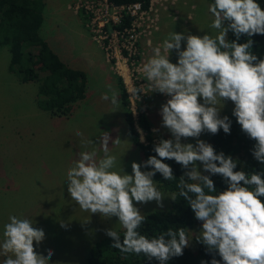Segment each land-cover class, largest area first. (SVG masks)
Instances as JSON below:
<instances>
[{
	"label": "clouds",
	"instance_id": "9594fccd",
	"mask_svg": "<svg viewBox=\"0 0 264 264\" xmlns=\"http://www.w3.org/2000/svg\"><path fill=\"white\" fill-rule=\"evenodd\" d=\"M208 10L214 17L211 27L217 30L214 37L173 31L142 65L150 91L169 97L161 105L160 115L172 139H160L154 145L156 155L144 162L152 170L142 171L136 162L131 165V174L117 168V157L109 153L111 138L104 132L100 138L103 156L97 159L95 151L79 153L66 173L67 191L82 210L118 218L125 229L122 240L117 231L105 229L113 240L112 248L125 254L142 253L149 261L155 258L165 264L189 246L185 228H168L149 239L138 231L146 217L133 201L154 200L162 206L164 193L152 177L159 172L164 180H173L171 166L163 161L174 160L185 171L177 184L179 192L169 197L173 201L177 195L183 197L202 222L198 241L221 258L213 257L211 264H264V201L260 199L264 197V170H235L237 160L217 153L210 143L200 139L195 145L181 142L182 137L198 138L205 131L217 134L222 129L230 134L231 120L219 114L223 103L230 100L241 130L255 141L253 157L264 164V58L252 51L250 38L264 35V9L257 0H214ZM229 32L235 40L229 41ZM241 35L249 39L238 43ZM171 50L177 53L175 63L169 59ZM140 92L144 91L134 87L131 94L138 96ZM118 95L113 91L101 98L118 107ZM197 161L207 175L198 170ZM216 174L227 183L223 191L217 192L210 178ZM2 237L0 256L7 257L3 264H49L52 250L48 249L47 255L35 250L34 242H42L45 233L33 227L32 219L10 216Z\"/></svg>",
	"mask_w": 264,
	"mask_h": 264
},
{
	"label": "rangeland",
	"instance_id": "374dc122",
	"mask_svg": "<svg viewBox=\"0 0 264 264\" xmlns=\"http://www.w3.org/2000/svg\"><path fill=\"white\" fill-rule=\"evenodd\" d=\"M150 1L148 17L139 22L135 43L126 44L128 55L119 52L114 38L103 49L92 39L89 23H83L79 10L74 9L75 0L42 1L38 36L66 65L85 74L84 97L72 104L70 114L65 117L49 116L37 106V83L18 81L8 69L11 55L7 46H0V240L10 216L29 218L33 227L42 228L45 233L43 241L34 242V246L42 255L52 250L49 264H84L88 249L107 237L105 229L123 228L115 216L105 218L82 210L67 191L66 173L79 153L95 151L97 159L103 156L100 138L104 132L111 138L109 153L117 157V168L120 166L131 174V165L136 162L144 171L142 154L132 144L123 119L119 95L116 107L111 100L102 99V94L111 96L113 91L118 92L114 74L121 76L133 117L138 110L143 111L156 139H172L160 115L161 105L169 97L150 91L142 65L152 49L161 46L173 31L185 35L207 33L213 37L217 34L211 27L214 17L208 10V0ZM184 44L182 41V48ZM169 59L177 61L175 50L170 51ZM134 86L144 91L138 93L139 97L131 94ZM233 108L230 100L225 101L220 116ZM138 132L143 141L142 133ZM197 139L206 142L205 132L198 138L182 137L181 142L195 145ZM196 165L205 173L199 161ZM157 187L164 193L162 206L154 200L133 201L142 215L169 207L171 192ZM62 223L66 227H61ZM201 226L198 221L188 228V248L194 249L193 237L200 235ZM6 258L0 256V264Z\"/></svg>",
	"mask_w": 264,
	"mask_h": 264
},
{
	"label": "trees",
	"instance_id": "16d2710c",
	"mask_svg": "<svg viewBox=\"0 0 264 264\" xmlns=\"http://www.w3.org/2000/svg\"><path fill=\"white\" fill-rule=\"evenodd\" d=\"M43 0H0V46H7L11 59L8 62V69L14 72L18 81L24 83L35 81L37 83V106L46 111L49 116H67L71 112L72 104L84 97L85 74L79 69L72 68L60 60L38 36V28L42 21ZM209 4L214 0H208ZM115 5H126L138 2L142 9H146L149 0H110ZM261 8L264 9V0H257ZM82 22L87 21V16L79 11ZM132 17L123 14L118 23L108 24L107 28L115 29L118 32L130 27ZM112 27V28H111ZM253 40L252 51L258 58H264V35L256 34L250 37ZM229 41L236 37L232 32L228 33ZM249 39L246 35H241L238 43L246 42ZM126 55L125 50H121ZM136 57V56H135ZM119 100L123 108V119L127 125L131 142L142 154L144 171L152 170L151 166L145 165V161L151 155H156L154 145L159 142L153 136L152 125L143 111L138 110L133 117L130 102L126 92L124 82L119 75H115ZM135 87V86H134ZM133 87V88H134ZM136 88V87H135ZM231 120L230 134H225L221 129L217 134L205 131L206 142L210 143L217 153L223 152L237 160L235 170H243L246 173L260 172L264 170V164L258 162L252 155L255 141L250 139L241 130L232 112L226 114ZM136 125V126H135ZM142 133L143 141L139 139V132ZM159 158V157H158ZM173 170V180H164L159 172H156L152 179L157 185L165 190L179 192L177 184L185 169L174 160H164ZM208 174V173H203ZM217 192L223 191L227 183L222 176L211 175ZM207 192V189H205ZM215 194V193H212ZM264 201V197L260 198ZM145 221L138 229L140 234L146 235L149 239L166 232L168 228L176 230L196 224L199 220L195 218L187 201L177 195L173 201L169 199V207L165 210H156L145 213ZM125 229L117 232L123 239ZM200 235L193 237L194 249L184 248L183 254L171 257L165 264H211V259L215 257L220 260L218 253H210L205 245L198 241ZM113 240L107 236L96 242L88 249L84 264H159L155 258L151 261L142 253L125 254L119 249L111 247Z\"/></svg>",
	"mask_w": 264,
	"mask_h": 264
},
{
	"label": "built area",
	"instance_id": "2783aa9c",
	"mask_svg": "<svg viewBox=\"0 0 264 264\" xmlns=\"http://www.w3.org/2000/svg\"><path fill=\"white\" fill-rule=\"evenodd\" d=\"M151 1L146 9H142L138 2L126 5H115L110 0H75L74 9L82 11L87 16L85 24L89 23L90 34L99 46L103 49L104 45L108 46L114 38L119 52L126 50V44L129 42L133 46L136 39V30L139 22L148 17ZM123 14L132 17L130 27L118 32L115 29L107 28L108 24L113 25L120 21ZM112 28V27H111ZM128 55V53H127Z\"/></svg>",
	"mask_w": 264,
	"mask_h": 264
},
{
	"label": "crops",
	"instance_id": "0c3cea01",
	"mask_svg": "<svg viewBox=\"0 0 264 264\" xmlns=\"http://www.w3.org/2000/svg\"><path fill=\"white\" fill-rule=\"evenodd\" d=\"M88 35V34H87ZM88 37V39L87 40H89L90 42H91V40H90V38H89V36H87ZM61 61H62V59H60ZM63 62V61H62Z\"/></svg>",
	"mask_w": 264,
	"mask_h": 264
}]
</instances>
